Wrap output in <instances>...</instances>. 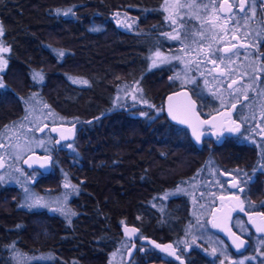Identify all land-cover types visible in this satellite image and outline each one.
<instances>
[{"label":"trees","instance_id":"1","mask_svg":"<svg viewBox=\"0 0 264 264\" xmlns=\"http://www.w3.org/2000/svg\"><path fill=\"white\" fill-rule=\"evenodd\" d=\"M209 1L176 9L182 26L166 19L164 0H0V41L10 49L3 53L0 121L8 126L29 109L44 116V131L36 123L31 131L50 141L37 150L48 155L50 168H22L37 173L35 192L67 189L66 213H76L66 218L44 206H21L20 187L3 179L0 264H115V250L128 251L117 264H136L161 256L157 243L187 241L190 194L214 169L244 160L237 149L244 138L209 145L215 149L202 140L197 149L163 110L165 94L181 87L201 115L218 107L216 90L202 83L196 66L201 49L212 44L210 32L198 39L201 32L188 22L209 19ZM177 34L179 39L169 38ZM179 41L195 75L191 83L178 80L175 64L149 65L153 52L171 51ZM36 73L43 79H34ZM133 82L147 104L117 99ZM56 123L72 125L75 137L54 143L48 127ZM63 180L75 189L62 186ZM125 226L138 232L125 236Z\"/></svg>","mask_w":264,"mask_h":264},{"label":"flooded vegetation","instance_id":"2","mask_svg":"<svg viewBox=\"0 0 264 264\" xmlns=\"http://www.w3.org/2000/svg\"><path fill=\"white\" fill-rule=\"evenodd\" d=\"M222 4H224V0H214V3L213 0L208 2L211 15L218 17L211 20V24L214 23L216 27H212V25L209 27L212 44L201 49L200 54L196 58V66L197 74L199 73L201 75L200 80L203 81L202 83L207 87L210 86L213 90L224 87L228 81L231 82L233 81L232 79L239 77L237 84L234 86L237 92L224 103L226 105L218 106L206 115L199 113L202 118H206L215 112H222L223 110L230 111L229 115L224 116L221 126L219 125L217 127L219 129L218 133H211L214 129L212 126L203 125L201 127V132L203 133L201 141L207 142L206 149H215V147L209 145L214 142L218 144L227 137L244 138L243 142L245 145L237 148L243 149L244 160L241 161V164L224 170L227 173H231L233 177L225 184L226 189L224 192L227 193L215 194L214 199L217 200L213 201L209 211L210 230L222 239L224 246H227L225 248L228 254L236 257L245 253V249L239 253L233 252L223 238L212 230L211 211L223 204L231 206V228L238 233V229L233 224L234 218L237 215L243 214L249 217L250 214H259L264 217V170H261L259 167L260 164H264V0H245L246 11L243 12L240 10V0H228V4L232 5L231 14L227 11H220ZM227 6L224 5L225 9ZM199 19L202 20V18H197L194 21L189 20V25H193ZM168 20L170 21V19ZM177 20L178 22L180 20L184 22L182 18H177ZM205 20L208 22L210 19ZM216 20H219L221 23H217ZM219 25L222 26V30L225 33L228 32L224 36L227 41L223 40L222 36L219 39V33L217 32ZM196 38L201 39V36L198 34ZM223 41L225 42L223 43ZM216 44L222 47L221 50L212 48V45L214 46ZM232 45L236 46L232 52L225 53L223 51L224 48L231 47ZM210 52L212 53L211 55H209ZM212 61H215V64L221 62L227 65V68L223 67V73L217 76L213 72L214 67H211L214 65ZM2 84L4 86V83ZM236 95H241V97H236ZM214 99L217 103L219 102L216 97ZM233 104H236L235 109L232 108ZM237 125L240 126L239 132L228 131V129L236 127ZM5 128L7 130L8 126L0 121V132H4ZM217 139H220V141L216 142ZM56 140L57 138L54 137V143H57ZM254 168L257 169L255 173L253 172ZM249 177H252L251 181H248ZM235 181H239L240 183L238 187L233 188L232 183ZM241 188L244 191H241ZM219 190L221 191L223 189ZM221 197H224L223 201ZM241 197L245 199L247 204L252 202L256 205L245 206L244 209L239 204ZM241 207L243 211L240 210ZM189 208L191 218L187 224L186 231L190 230H188V227L191 228V226H194L195 221L194 216H192L191 202H189ZM122 228L125 230L126 226ZM188 233L189 237L187 241L160 243L161 246L164 244L172 245V248L175 249L174 255L169 254L171 250L162 251L161 248L156 247L161 253V256L144 258L141 259V263L136 264H159L160 260H162L163 264H221V261H223V264H239L236 261L228 263L227 260H222L217 253L215 255L210 254L206 249L207 247L204 241L198 238H192L190 231ZM239 234L242 235L241 233ZM252 234L251 228L249 227V235L247 236L249 240L248 248L252 245ZM123 255L127 259L128 251L123 253ZM243 264H264V258L260 257L256 261L250 259L245 261L244 259Z\"/></svg>","mask_w":264,"mask_h":264},{"label":"rangeland","instance_id":"3","mask_svg":"<svg viewBox=\"0 0 264 264\" xmlns=\"http://www.w3.org/2000/svg\"><path fill=\"white\" fill-rule=\"evenodd\" d=\"M175 0H168V4L165 3L163 7L164 9L167 7L166 16L171 18V20L175 19L176 17V9L174 7ZM210 20L207 22L205 19H199L196 20L194 23V28L196 32H203L206 33L209 31V27L211 24V20L215 18V15L212 17H206ZM175 21L182 26H185V23L181 20L178 22L177 19ZM217 23H221L219 20H216ZM217 32L219 33V39L220 36H222V39L227 41V39L224 37L226 33L222 30V26H218ZM198 34V33H197ZM173 36V35H172ZM172 40V39H171ZM223 41V43L225 42ZM177 44V43H176ZM4 47V46H3ZM213 49L221 50V46L216 44L212 45ZM171 51H165L160 53L163 54V56L168 57V61L163 64H169V65H177L178 70L176 76L178 77V80L181 83H186L193 80V77L195 75H192L190 71L188 70L189 63L187 60H185L181 54L183 53V47H182V41L178 42L177 47L174 49V47L171 48ZM157 52V51H155ZM153 52L150 57L154 58ZM4 52H0V56L3 57ZM178 57V59L174 58ZM5 60V59H4ZM152 59H150L149 65H151ZM160 65V64H158ZM211 67H214L213 72H215L218 75H220L221 69H224L223 67L227 68V65L219 62L218 64H214ZM7 73V70L5 69V66L3 67V70L0 71V85H3L4 83L3 77H5ZM232 76V75H231ZM239 78V77H238ZM238 78L232 79L233 81H237ZM231 82H227V85L224 87L216 89V95L217 100L219 102L217 103L218 106L226 105L224 104L228 99H230L233 94H235L236 88L229 89L228 85L231 84ZM235 86V85H234ZM3 87V86H1ZM138 89V90H137ZM139 92V88L136 83L133 82L131 84V87L127 90H123L119 92L118 98L121 102H128L132 105L142 106L143 101L141 100V95ZM244 92V91H243ZM133 95L136 96V99H133ZM237 96V95H236ZM149 107L152 108V105ZM27 117V119H25ZM44 116L40 114L32 113V110H28L26 113H24L20 119L15 120L14 122H10L8 125V128L4 132H0V177H3L4 179H7L8 183L11 184H17L20 187V195H19V204L22 206L25 204V189H28L32 194H34L35 197H42V204H45L48 209H52L57 212H61L59 209H63L64 213L68 211L67 201H68V191L67 189H63L56 192H35L32 187L31 183L33 181V177L36 176L37 173L34 171H30L28 174L23 168L22 165L19 163L21 162L22 157L30 152V151H37V150H45L49 148V142L45 137H41L40 134L35 135L37 137H33L34 133L31 131V127L33 124L36 123L35 127H37V130L39 133L41 132L39 129H45L46 124L43 122ZM41 122L39 125L37 123ZM2 130V129H1ZM43 132V131H42ZM33 134V135H32ZM214 142V141H213ZM39 152V151H37ZM233 177L231 173H227L222 169H214L210 172L208 178H206L205 181H203L202 185L203 188L200 191L194 192L190 194V202H191V208H192V216H194V226L191 228L188 227V230L191 233L192 238H198L205 242V246L207 247V251L212 254V250L216 249V253L220 255L222 260H227L228 263L231 262H241L245 261L247 259H250L252 261L258 260V258H264V255H261L262 252H264V235L257 236V234L253 233L251 235V243L252 248L251 250H248V248L245 249V253L242 255H238L236 257L230 256L228 254V251L226 250L224 243L222 239L217 237L211 230H210V215L209 211L211 209V206L213 204V201L217 200L215 198V194H224L227 192H224L226 189L225 184L228 183L229 179ZM235 178V176H234ZM65 184H69L67 180L62 181V186ZM180 189L186 190V188ZM223 189V190H219ZM177 191V189L175 190ZM173 191V192H175ZM224 192V193H223ZM65 195H67V199H65ZM239 204L242 205V207L245 209L249 206H254L256 204L249 202L248 204L245 202V199L241 197V200L239 201ZM248 205V206H247ZM27 207V206H24ZM253 215V214H252ZM249 217L242 215H237L234 218L233 224L238 229L239 233H241L243 236L247 237L249 235V227H248V221ZM241 225L243 226L246 231L241 230ZM238 233V232H237ZM195 235V236H194ZM157 245H160L157 243ZM161 246V245H160ZM167 246V244L162 245ZM123 253L119 251H114L112 257H114V262L117 264L122 257ZM17 257L18 255H14ZM24 258V257H23ZM159 264H163L162 260L159 261ZM144 264H155V263H144Z\"/></svg>","mask_w":264,"mask_h":264},{"label":"water","instance_id":"4","mask_svg":"<svg viewBox=\"0 0 264 264\" xmlns=\"http://www.w3.org/2000/svg\"><path fill=\"white\" fill-rule=\"evenodd\" d=\"M169 97L172 99L170 100ZM169 105H172L174 112L177 114L178 117L183 118L185 111H188L190 113L191 119L189 121L190 124L197 126L199 120L204 121H210L208 126L214 127V129L211 131V133H218L219 129L217 128L219 125L223 123V118L226 115H222L223 113H229V110H223L222 112H215L210 114L206 118H202L197 110V102L192 96L191 92L186 87H181L176 90L169 91L164 96V114L166 115L167 119L178 126L184 127L187 130L188 137L190 141L194 144V146L197 149H200L201 147V139L199 142L196 141L195 137L192 135V127H189V124H180L177 120H173L172 117L169 115ZM213 117L216 119L213 121ZM228 123V122H225ZM215 125V126H213ZM203 126V125H202ZM198 126V131L201 132V127ZM52 129H56V131H52ZM49 132L54 135L57 141H69L72 140L75 137V129L72 125H65V124H52L48 127ZM202 133V132H201ZM203 134V133H202ZM62 137H65L66 139H62ZM220 139H217L216 142H219ZM46 158H49L47 154H43L37 151H30L26 153L22 159L21 164L24 167L30 168V167H37L41 171H47L50 168V159L47 163H45ZM27 161V163H25ZM42 165H44L42 167ZM231 206L227 204H223L222 206L218 208H214L211 211V228L214 230L217 234H219L223 240L228 244L229 248L235 252L239 253L242 252L244 249L248 248L249 240L247 237H243L236 231H234L231 228L230 224V217H231ZM249 227L251 228V231L257 235H264V233H258L256 231V225L264 226V217L260 216L259 214H253L249 221ZM213 224L217 225L216 227H213ZM235 233V236L232 234ZM236 237H239L240 239L244 240L246 242V245L244 248H241L237 250L235 247V244H233V240L236 239ZM239 243V241H236Z\"/></svg>","mask_w":264,"mask_h":264},{"label":"snow or ice","instance_id":"5","mask_svg":"<svg viewBox=\"0 0 264 264\" xmlns=\"http://www.w3.org/2000/svg\"><path fill=\"white\" fill-rule=\"evenodd\" d=\"M165 3L168 4V0H165ZM213 3H214V0H213ZM224 5H228L226 9H225ZM197 6H198L197 0H187V2H185V3H182L181 0H175V4H174V7L177 8V9H180V8H192V7H197ZM204 7H205V9H207L208 6L204 5ZM164 10L167 11L168 10L167 7ZM240 10L242 12L246 11V9H245V0H240ZM57 11H59V10H57ZM68 11L70 12L71 9H69ZM220 11H227L229 14H231L232 5L228 4V0H224V4H222L220 6ZM253 11H254V9H253ZM166 19H169V17H166ZM172 22L176 23L175 19H173ZM212 27H216V25L212 24ZM3 32H4L3 26L0 25V35H3ZM165 35H168V34H165ZM199 35L203 36V33H199ZM169 38L170 39H174V40L179 39V34H177L175 36H170ZM2 44H3V42L0 41V52L10 51L9 48L3 47ZM235 47H236L235 45H232L231 47L224 48L223 51L225 53H230V52L233 51V49ZM211 54L212 53L210 52L209 55H211ZM59 55L63 56L64 52L60 51ZM174 58L178 59V57H174ZM150 59H152V63L150 65V67H156V66H158V64H163V63H166L168 61V57L163 56V54L160 53L159 51L155 52L154 53V58L150 57ZM212 63L215 64V61H212ZM6 64H7V61L4 60L2 56H0V71L3 70V67ZM221 73H223V69H221ZM33 78L34 79H37V78L43 79V77L39 73H36ZM169 79L172 80V79H175V77H170ZM74 82H76V81H74ZM82 82L85 83V84L87 83V81H82ZM191 82L192 81H189V83H191ZM236 84H237V81H235V80L232 81V83L228 85L229 89H233L234 85H236ZM0 86H2V85H0ZM133 99L134 100L136 99L135 95H133ZM169 99L171 100L172 98L169 97ZM245 99H247V97H245ZM143 103L147 104L148 102L145 100V101H143ZM232 108L235 109L236 108V104H233ZM141 115H146V113L142 112ZM169 115L172 117L173 120H177L180 124H189V127H192V135L195 137L197 142L200 141L201 136H202V133L198 131V126H202L204 124L210 123V121H207V120L201 121L197 117L198 125L194 126V125L189 123V121L191 119V116H190V113L188 111H185L183 118L178 117L177 114L174 112L172 105H169ZM222 115H229V113H223ZM25 119H27V117H25ZM212 119L214 121L216 118L213 117ZM213 126H215V125H213ZM39 130L40 131H44V129H39ZM52 131H56V129H52ZM228 131L239 132L240 131V126L237 125L236 127L228 129ZM62 139H66V138L62 137ZM59 143H60V141H57V144H59ZM68 147L71 148L72 145L69 144ZM49 159L50 158H46L45 163H47ZM25 163H27V161H25ZM43 166L44 165H42V167ZM259 167H260L261 170H264V164H260ZM256 171H257V169L254 168L253 172L255 173ZM3 179H4L3 177H0V182H2ZM251 179H252V177H249L248 181H251ZM248 181H245V182H248ZM239 183H240L239 181L233 182L232 183V187L233 188L238 187ZM64 187L65 188H73V189H75L76 186L70 185V184H65ZM177 191H182V189L177 188ZM241 191H244V189L241 188ZM168 195H170V194L166 193L164 198H167ZM64 198L67 199V195H65ZM223 199H224V197H221L222 201H223ZM42 200H43L42 197H35L34 194H32L28 189H25V204L22 205V206H27L29 209H32V208H35V207L46 206L45 204H42ZM59 210L62 213H64L63 209H59ZM240 210L243 211V208L241 207ZM64 214L66 215V218H68L69 216L75 215L76 213L68 212V213H64ZM121 223H123V221ZM216 226L217 225L213 224V227H216ZM241 230L242 231H246V229H244L242 225H241ZM256 231L258 233H264V226L256 225ZM137 232H138V229H135V228L128 229L126 227L125 230H124L125 236H128V237H131L132 235L136 234ZM232 235L235 236V233H233ZM237 240L239 241V243L236 242ZM233 244H235V247L237 248V250H239V249L245 247L246 242L244 240L240 239L239 237H236V239L233 240ZM156 247L161 248L162 251L171 250L169 252L170 255H174L175 254V249L172 248V245H167V246H163V247L160 246V245H156ZM143 250L144 249H141V251H143ZM129 251L131 252V249H129ZM216 251H217L216 249H213L212 250V254L215 255ZM261 255H264V252H262ZM177 259H179V257H177ZM221 264H223V261H221ZM239 264H243V261L239 262Z\"/></svg>","mask_w":264,"mask_h":264}]
</instances>
